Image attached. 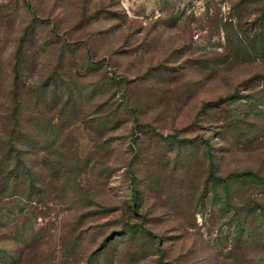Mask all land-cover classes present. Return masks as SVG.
Returning <instances> with one entry per match:
<instances>
[{
    "label": "rangeland",
    "instance_id": "rangeland-1",
    "mask_svg": "<svg viewBox=\"0 0 264 264\" xmlns=\"http://www.w3.org/2000/svg\"><path fill=\"white\" fill-rule=\"evenodd\" d=\"M0 264H264V0H0Z\"/></svg>",
    "mask_w": 264,
    "mask_h": 264
}]
</instances>
